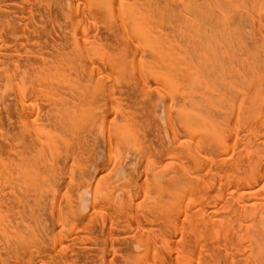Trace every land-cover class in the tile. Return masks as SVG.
I'll return each instance as SVG.
<instances>
[{
	"label": "bare ground",
	"instance_id": "6f19581e",
	"mask_svg": "<svg viewBox=\"0 0 264 264\" xmlns=\"http://www.w3.org/2000/svg\"><path fill=\"white\" fill-rule=\"evenodd\" d=\"M0 264H264V0H0Z\"/></svg>",
	"mask_w": 264,
	"mask_h": 264
},
{
	"label": "rangeland",
	"instance_id": "374dc122",
	"mask_svg": "<svg viewBox=\"0 0 264 264\" xmlns=\"http://www.w3.org/2000/svg\"><path fill=\"white\" fill-rule=\"evenodd\" d=\"M129 156V155H128ZM124 157H126V155L124 156ZM123 157V158H124ZM133 158V157H132ZM126 160H127V157L125 158V160H123V163H122V165H123V167L125 166V162H126Z\"/></svg>",
	"mask_w": 264,
	"mask_h": 264
}]
</instances>
